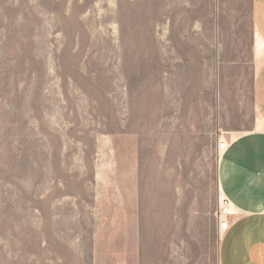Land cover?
<instances>
[{
    "label": "rangeland",
    "instance_id": "1",
    "mask_svg": "<svg viewBox=\"0 0 264 264\" xmlns=\"http://www.w3.org/2000/svg\"><path fill=\"white\" fill-rule=\"evenodd\" d=\"M250 9L0 0V264H220L218 140L258 123Z\"/></svg>",
    "mask_w": 264,
    "mask_h": 264
},
{
    "label": "crops",
    "instance_id": "2",
    "mask_svg": "<svg viewBox=\"0 0 264 264\" xmlns=\"http://www.w3.org/2000/svg\"><path fill=\"white\" fill-rule=\"evenodd\" d=\"M250 13L258 61L250 93L258 123L224 133L227 148L219 155L217 179L235 215L220 235V264H264V0H251ZM119 250H110L109 258Z\"/></svg>",
    "mask_w": 264,
    "mask_h": 264
},
{
    "label": "built area",
    "instance_id": "3",
    "mask_svg": "<svg viewBox=\"0 0 264 264\" xmlns=\"http://www.w3.org/2000/svg\"><path fill=\"white\" fill-rule=\"evenodd\" d=\"M218 148L220 151L227 148V140L222 136H220V139L218 140ZM222 206L223 209L218 212V227L220 235L230 228L232 224L231 216L235 215V211L231 208V202L228 198H222Z\"/></svg>",
    "mask_w": 264,
    "mask_h": 264
},
{
    "label": "bare ground",
    "instance_id": "4",
    "mask_svg": "<svg viewBox=\"0 0 264 264\" xmlns=\"http://www.w3.org/2000/svg\"><path fill=\"white\" fill-rule=\"evenodd\" d=\"M110 43V42H109Z\"/></svg>",
    "mask_w": 264,
    "mask_h": 264
}]
</instances>
